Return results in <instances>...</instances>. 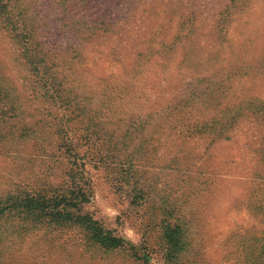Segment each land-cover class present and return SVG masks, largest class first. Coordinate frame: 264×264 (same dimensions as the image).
I'll return each instance as SVG.
<instances>
[{
	"label": "rangeland",
	"instance_id": "rangeland-1",
	"mask_svg": "<svg viewBox=\"0 0 264 264\" xmlns=\"http://www.w3.org/2000/svg\"><path fill=\"white\" fill-rule=\"evenodd\" d=\"M8 1L0 198L60 189L76 154L134 249L4 213L0 264H162L166 223L177 264H264V0Z\"/></svg>",
	"mask_w": 264,
	"mask_h": 264
},
{
	"label": "trees",
	"instance_id": "trees-1",
	"mask_svg": "<svg viewBox=\"0 0 264 264\" xmlns=\"http://www.w3.org/2000/svg\"><path fill=\"white\" fill-rule=\"evenodd\" d=\"M9 3L10 1L0 0V24L6 29L17 27L11 19ZM18 30L19 28L15 29V38L18 43H22L26 35L22 29L17 32ZM188 35L189 29L182 38ZM177 37L179 36L175 38ZM21 49V52L27 51L26 48ZM30 65H33L35 72L38 71V66L32 59ZM91 198L92 188L83 164L76 154L70 153L67 156V166L60 189L7 194L0 198V216L4 213L13 214L22 223L31 226L78 229L85 240L103 251L123 249L127 246L130 250L134 249L129 241L117 234L106 222H101L94 218L93 213L86 211V205L91 202ZM179 234L178 226L168 223L162 225L160 236L162 264H177V255L182 248ZM134 257L141 259L142 264H148L149 259L146 256L134 254Z\"/></svg>",
	"mask_w": 264,
	"mask_h": 264
}]
</instances>
